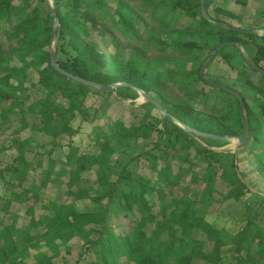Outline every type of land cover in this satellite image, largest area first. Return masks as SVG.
Segmentation results:
<instances>
[{
    "label": "trees",
    "instance_id": "1",
    "mask_svg": "<svg viewBox=\"0 0 264 264\" xmlns=\"http://www.w3.org/2000/svg\"><path fill=\"white\" fill-rule=\"evenodd\" d=\"M108 1L96 0L95 4L86 0L57 1L55 9L61 25L57 50L58 63L65 70L86 79L105 84L129 82L155 97L148 87L133 80L132 76L136 73L137 68L135 59L122 63L128 69V71H124L126 73L107 77L108 79L103 74L104 67L97 65L95 69H92L89 64V61L99 52L95 47L93 48L89 44L85 45V38L89 36L87 25L95 24L97 16L105 17ZM116 2L119 5L122 0H116ZM152 2L155 4L154 15L162 22H165L169 13L180 7L185 14L194 18L200 16L203 23L217 26L202 16L200 0H169L162 12L160 11L161 6H159L161 1L153 0ZM205 2L208 9L209 2L208 0ZM44 5H46L45 0H23L22 5L17 4L15 0H0V52L3 48L4 35L19 39L22 49H42L49 45L54 18L48 9L46 11ZM63 8L67 9L66 14H63ZM97 8L100 13L96 11ZM113 10L118 13L119 18L116 28H124L125 34L137 38L140 29L134 18L124 7H115ZM45 12L46 14H44ZM10 25L13 27L12 33H9ZM217 27L220 28V34L224 38L220 43L225 41L243 43L241 36L255 40L258 38L257 35L240 33L221 26ZM225 34L227 35L223 36ZM73 39H77L75 44H71ZM180 40L175 48L181 54L196 55L202 51L198 42ZM162 44L164 49L170 47L165 43ZM114 46L116 47V43ZM233 49L240 52V49L235 45H227L222 48L206 67L205 75H209L207 72L209 67L219 56L228 63H232L234 53L231 50ZM247 50L254 61L264 68V45L258 46L254 53H251L248 48ZM114 53H117V48ZM43 55V62L46 65L40 67L35 85L44 87L46 95L36 101H27L26 99L15 102L14 105H18L19 110H22V114L26 117L39 116L40 124L31 123L34 130L48 133L54 139L62 136V140L68 142L67 151L64 153L65 162L64 165L57 167V161L53 156L55 147L63 145L61 141H57L55 147L46 152L48 162L40 157L35 165L34 159L27 157L24 143L18 141L16 134L13 136L14 146L22 158L14 159L0 171V180L9 190V193L3 196L0 192V211H4L11 219L10 222H7L6 218L0 215V264H55L54 256L60 254L58 241L67 244L75 236L81 237L85 245L79 253V259L74 264H125L115 254L113 248L122 250L128 261L134 264H193L195 259H201L208 264H264V228L262 224L260 225L261 222L257 221L260 210L250 207L247 195L252 194L260 197L263 202L264 196L252 191L249 185L241 180L235 166L231 171L225 169L222 173L231 185L225 199L244 202L250 211L246 215L247 222L239 228L236 234L230 233L229 237H225L223 228L210 222L206 217L207 214L196 208L194 199L189 197V189L185 188V192L181 195H175L168 189L170 182L178 176L173 165L172 155L163 160V166L160 165L162 160L160 153L168 155L166 151L175 149L177 146L187 151L186 155H179L177 159L185 164L194 165L191 155V152L194 151L196 159L207 162L210 174L205 180V186L209 191L207 198L210 201L213 200L214 181L217 174L211 173V167L214 165L213 160H217L219 156L220 158L221 156H231L234 161L235 155L218 153L202 146L194 139V135L186 132L175 122L173 117L202 132L221 136L231 132L242 135L243 122L239 99L236 96L220 89L221 93L233 97L236 102L237 127L239 129L237 132L224 125L208 129L194 124L188 113L196 109L198 102L202 107H206L208 95L202 89L189 92V89L186 88L183 89L182 98H177V108L170 107L164 99L155 97L171 116L164 115L161 118H153L150 116V111H147L142 118L143 127L136 123L127 125L117 121L114 126L116 134L113 136L104 134L99 153L82 152L80 147L73 143L74 138L81 132V126H74L75 120L81 118L83 122L94 123L99 119V115L97 112L91 115L92 107L87 104L88 97L96 94H112L113 92L101 91L61 74L50 65V52L44 50ZM201 65L192 72H184L178 76L170 73L166 80L173 82L178 78L187 84H194L196 81L203 82L212 89H219L200 77ZM244 65L245 69L242 68L238 71L236 80L226 82L220 79V81L238 89L244 96L250 123V137L246 144L249 145L255 140L258 141L260 137L258 134H261L264 142V74L253 69L246 60H244ZM246 67L259 74L258 83L252 80L251 73L245 71ZM122 88L131 90L133 98L138 96L136 89L127 86ZM57 94L66 99L67 104L56 103L55 96ZM249 94L254 96L255 107L260 111V117L253 114L254 108L249 102ZM14 105L6 107L1 105L0 114L4 117L8 116ZM147 106L154 108L149 103ZM2 124L4 123L2 122ZM118 135L136 140L141 137L148 139L155 135L158 140L153 147L145 150L140 149L138 155L131 157L127 163H122L119 159L113 162L115 155L120 153L119 149L112 145L113 139ZM201 138H204L207 143H209L208 140L215 143L221 142L219 138L209 136H201ZM92 139L95 142L99 141L96 133ZM34 149L39 150L38 152L41 154L38 144ZM251 152L258 161L260 171L264 172V152L255 150H251ZM142 159L146 160L150 168L156 172L157 178H149L134 170L138 164H141ZM233 165H235L234 162ZM94 166H98L95 172L98 184L96 190L105 198L96 202L93 210L74 207L68 211L56 208L55 204L49 201L47 213L37 214L35 212L41 192L35 191L37 186L34 184L25 187V182H27L33 167L42 169L43 177L40 180L42 187L68 176L79 189H82L81 174L93 170ZM73 168L74 171H71L70 169ZM77 168L81 170V173L75 172ZM116 174L117 178L114 179ZM194 180L198 181L197 174L194 175ZM18 188H22V190L18 191ZM83 191L84 194H89V191L85 189ZM14 201L29 204L25 210L29 221L21 227L17 226L18 216L10 213ZM113 214H125L127 218L131 217V220H134L133 216L138 214L141 217H147V222L145 227L138 232L116 233L107 227ZM38 231H43L40 236H37ZM197 231L206 234L209 241L219 238L221 244H215L206 249V241L196 237ZM94 233L97 234L95 238L92 237ZM226 234L228 235V233ZM231 237L235 239L230 240ZM42 243L53 251L52 256L42 258L38 255L33 263L18 258L19 255L25 254L30 247L37 249ZM66 251H70L69 246L66 247ZM90 252L96 257L95 263L86 257Z\"/></svg>",
    "mask_w": 264,
    "mask_h": 264
},
{
    "label": "rangeland",
    "instance_id": "2",
    "mask_svg": "<svg viewBox=\"0 0 264 264\" xmlns=\"http://www.w3.org/2000/svg\"><path fill=\"white\" fill-rule=\"evenodd\" d=\"M17 4L22 5L23 0H15ZM54 8L57 6L58 0H50ZM95 4L96 0H86ZM153 0H122L121 4H117L116 0H109L105 17L97 16L95 24H88L89 36L85 38V45L89 44L95 47L98 54L89 61L92 69L97 65L104 67L103 74L107 78L126 73L128 71L122 63L135 59L136 73L132 76L133 80L145 85L151 90V93L166 101L167 105L177 108V98H182L183 89H189V92H194L195 89H202L208 95L206 107H202L201 103H197L194 111L189 112L188 116L193 123L198 126L207 127L208 129H215L220 125L227 126L230 130L237 132V115L236 102L233 97L224 95L220 89H212L203 82L194 84H187L180 79L171 82L166 80L170 73L174 75H181L184 72L194 71L202 62L213 52L217 45L224 39L220 34V28L212 26L211 24L203 23L200 16L194 18L185 14L180 7L169 13L165 22L158 19L154 15L155 4ZM155 1V0H154ZM161 3V12L164 11L169 0H159ZM210 15L216 19L227 21L234 26H246L244 28H253L259 31L257 40L241 36L243 40L242 46L251 53H254L258 46L264 45V0H208ZM227 3V4H226ZM47 11V5L43 6ZM115 7H124L139 26L138 37L125 34L124 28H116L119 21L118 13L113 9ZM100 13L99 8L96 9ZM160 12V13H161ZM67 13V9L63 8V14ZM46 14V12L44 13ZM15 22V20H14ZM54 22V20H53ZM9 33L13 32V27L10 25ZM61 29V25H60ZM227 34L223 35L226 36ZM181 37V38H180ZM60 33L57 37V50L59 47ZM182 39L186 41H196L202 47V51L196 55L181 54L175 45ZM115 40V42H114ZM77 39H73L71 44H75ZM116 43V47L114 46ZM169 45L164 49L163 44ZM83 45V47H85ZM54 48V45L49 42L42 49H22L19 45V39L3 36V48L0 52V109L8 105H14L15 102L20 101H36L46 95V89L40 85H35L38 80V71L40 67L45 66L43 62V51ZM117 48V53H114ZM248 51V50H247ZM234 53L232 63H228L222 57H217L208 69V76L210 79L221 82L220 79L226 82H233L236 80L238 71L245 69L244 57L241 51L231 50ZM102 56V57H99ZM246 72L251 73L252 80L258 83L259 74L252 72L246 67ZM107 78V79H108ZM116 83V82H112ZM110 83V84H112ZM225 83V82H224ZM119 89L112 94H96L88 97L87 104L91 115L98 113L99 119L94 123L83 122L78 118L74 122V126H81V132L74 138L73 143L80 147L82 152L99 153L102 147L103 136L107 133L109 136L116 134L115 125L117 121L124 122L127 125L136 123L143 127L142 118L147 111H150V116L153 118H161L164 116L157 108L147 106L144 97L139 91L138 96L133 98L131 90ZM249 102L252 105L253 114L260 117V111L256 109L254 96H248ZM55 101L59 105L67 104V100L62 98L60 94L55 96ZM149 108V109H148ZM248 113V110H247ZM242 118V117H241ZM2 122L4 124H2ZM36 122L40 124L39 116L31 117L24 116L22 110H19L18 105H14L8 116L4 117L0 114V171L14 159H21L22 155L14 146L13 136L16 134L20 143H24L27 150V157L34 159L36 165L37 159L42 157L45 162H48L47 151L52 150L57 141L62 142V146H56L53 156L57 161V167L64 165L65 155L67 151V141L62 140V136L54 139L48 133H43L34 130L31 123ZM99 141L95 142L92 138L94 134ZM237 134L228 133L225 136H234ZM258 141L251 142L249 145L239 147L237 154L234 153L238 140L235 138L221 139V142L215 143L208 140L207 143L201 135L194 136V139L202 146L208 149L225 154H234L235 160L231 156H220L217 160H213L214 165L211 167V173H217L214 181L215 191L213 200H209V191L206 189L205 180L208 178L210 171L207 168V162L194 157L195 152L192 151V160L194 165L183 163L177 159L179 155H186L187 151L180 149L179 146L175 149L166 151L168 155L160 153V165H164V159L173 157V165L178 172L175 180L170 182L169 190L173 191L175 195H181L185 192V188L189 189V197L194 199L196 208L207 214V219L214 223L217 227L223 228L224 236L229 237L233 235L242 227L248 220L247 212L250 211L247 204L233 199H225L226 194L231 189V185L227 179L222 175L225 169L232 170L235 166L238 171V176L247 183L250 189L256 193L264 196V172L260 171L258 161L252 154L251 150L256 152H264V142L261 134ZM242 136V135H239ZM158 138L152 135L150 138H126L115 137L112 145L117 147L120 153L116 154L113 162L119 159L122 163H127L131 157L137 156L141 150L149 149L157 143ZM37 144L41 148L34 149ZM212 144V145H211ZM141 149V150H140ZM234 162L235 165L232 166ZM98 166H94L93 170L83 172L80 178L79 189L68 176L54 182L49 183L46 187L40 185V180L43 177L42 169L33 167L25 182V187L36 185V192H41V198L35 207L37 214L49 211L48 202L55 204L56 208H63L71 211L72 208L80 209H94L96 202L104 199L105 196L98 193L95 172ZM186 169V170H185ZM74 171L73 169H70ZM149 178H157V174L150 168L148 162L142 159L141 164L134 169ZM75 172L81 173L79 168ZM198 175V181L194 180V175ZM117 178V174L114 179ZM83 189L89 191V194H84ZM22 188H18V191ZM0 192L3 195L9 193L6 185L0 180ZM247 198L250 202V207L259 208L260 213L257 216V221L264 228V202L260 197L248 194ZM28 203H21L14 201L11 205V214L18 216L17 226L27 224L29 221L25 210L28 208ZM0 215L6 218L7 222L11 219L4 211H0ZM125 214H113V218L108 221L107 227L116 233L126 234L127 232H138L144 228L147 222V217H141L138 214L127 218ZM152 218V216H151ZM263 222V223H262ZM79 225V224H78ZM36 231V230H34ZM43 231H38L37 236H40ZM228 233V235L226 234ZM196 237L206 241V249L211 248L215 244H221L219 238L215 241H209L206 234L197 231ZM97 236L96 233L92 235L93 238ZM235 237V236H234ZM234 237H231L230 240ZM235 239V238H234ZM233 239V240H234ZM60 254L54 256L55 264H74L79 259V253L84 247V240L79 237H73L69 242L62 243L60 240ZM70 247V251H66V247ZM116 255L121 258L125 264H134L128 261L124 256L122 250L113 248ZM38 255L42 258L52 256L53 251L49 249L44 243L36 248L30 247L25 254L19 255V259H24L29 263L35 261ZM89 261L96 262V257L93 253L86 255ZM193 264H208L201 259H195Z\"/></svg>",
    "mask_w": 264,
    "mask_h": 264
},
{
    "label": "water",
    "instance_id": "3",
    "mask_svg": "<svg viewBox=\"0 0 264 264\" xmlns=\"http://www.w3.org/2000/svg\"><path fill=\"white\" fill-rule=\"evenodd\" d=\"M45 1H46V5H47V9H48L49 13L54 18V22H53L52 29H51V37H50L51 44L54 45V48L51 49V51H50V55H51L50 65L52 68H54L55 70H57L61 74L72 78L75 81H78L82 84H85V85H88L91 87H96L101 91H107V92L115 93L119 89L120 86L132 87L141 93V95L144 97L146 103L153 105L155 108H157L164 115H170V113L164 108V106L155 97H153L150 93H148L147 91L135 86L132 83H129V82H116V83H112V84L100 83V82H97L94 80L86 79V78L81 77L79 75H75V74L65 70L64 68H62L58 63V51H57V37L60 33V18L56 12V9L54 8L53 4L51 3V1L50 0H45ZM200 2H201V14L207 20H209V21H211V22H213V23H215L221 27H224L228 30L237 31L240 33H245V34H253V35L259 34V31L257 29H249V28L234 26V25H232V24H230L224 20L216 19V18L212 17L210 15L207 7H206L205 0H200ZM227 45L237 46L240 49V51H241L244 59L246 60V62L253 69L264 74V68L261 67L260 65H258L254 61L252 56L242 46L241 43L235 42V41H225V42H222L215 47L213 52L203 61L202 65L200 66V69H199L200 77L204 81H206L207 83H209V84H211V85H213L219 89H222L226 92L233 94L234 96H236L239 99L240 113H241L242 122H243V134H242V136H239V135L221 136V135H216V134H212V133L202 132V131L194 128V127H191V126L185 124L181 120H179L173 116L172 117L179 126H181L186 132H188L189 134H192L194 136L201 135V136H209V137L219 138V139H231V138L237 139L238 143H237V146H236L235 151H234V153L237 154L238 148L245 146L248 143L249 137H250V123H249V117H248V113H247V108H246L244 96L238 89H235V88H233V87H231L225 83L210 79L204 73L206 67L217 56L219 51L222 48L226 47Z\"/></svg>",
    "mask_w": 264,
    "mask_h": 264
},
{
    "label": "crops",
    "instance_id": "4",
    "mask_svg": "<svg viewBox=\"0 0 264 264\" xmlns=\"http://www.w3.org/2000/svg\"><path fill=\"white\" fill-rule=\"evenodd\" d=\"M227 4V3H226ZM227 22V21H226ZM246 27V26H243V28ZM249 29H253V28H249ZM262 30H264V27L261 28Z\"/></svg>",
    "mask_w": 264,
    "mask_h": 264
}]
</instances>
